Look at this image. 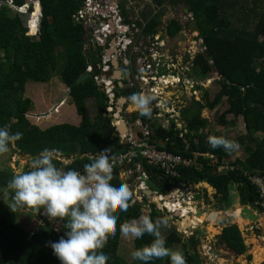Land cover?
Wrapping results in <instances>:
<instances>
[{"label": "trees", "instance_id": "16d2710c", "mask_svg": "<svg viewBox=\"0 0 264 264\" xmlns=\"http://www.w3.org/2000/svg\"><path fill=\"white\" fill-rule=\"evenodd\" d=\"M81 3L82 0L0 2V127L7 126L10 133H22L21 138L14 142L18 148V151L12 149L14 153L37 157L44 148H55L58 150L54 161L57 168L61 166L58 158L69 159L73 156L74 159L64 167V171L75 169L83 172V165L91 162L100 151L110 147L112 152H116L125 148V145L120 142L117 131L105 113L107 97L94 81L89 79L74 84L77 77L84 73L88 65L87 58L95 61L98 55L93 48L83 50L81 42L87 32L83 26L73 22L72 16ZM222 5L218 0H187V7L193 12L200 28V38L205 43V56L198 55L195 61L198 71L194 69V73L199 79L206 78L212 70L221 76L220 89L212 100L204 93L202 100L192 101L190 106L195 104L197 112L192 114L183 129H177L155 109H152L150 118L138 112L132 114L129 121L132 124L138 119L144 125L155 127L152 140L159 149L193 160L191 166L177 167L178 176L175 177L166 176L161 169L141 161L143 172L160 187L162 195L179 184L195 185L204 182L208 184L206 188L209 192L214 189V197L218 199L220 209L225 210L230 204L229 190L232 188L241 205L258 201V192L251 178L255 175L264 178V14L258 17L253 29L248 32L231 27L230 21L222 15ZM11 9H14L13 14ZM176 32L177 29L170 30L168 35L173 36ZM257 61H261L260 67H257ZM54 75L60 76L67 87V95L52 104L47 111H36L28 115L37 122H57L63 113L65 116L64 111L71 104L76 113L72 115L71 110L67 112V123H54L40 129L30 124L25 117L33 106V102L24 97L25 86L28 82L47 83ZM129 76L126 74L124 84ZM126 87L116 95L129 97L133 92L146 90L143 87ZM224 97L228 107L219 116L220 123L227 124L224 118L227 114L241 116L245 128V136H224L239 146L246 145L245 161L235 160L228 163L229 167H226L225 160L233 151L227 152L222 147L212 148L208 143V137L212 134L193 133L197 128L204 129L207 125V121L200 117V111L205 108L213 110ZM87 99L94 100L97 108L92 120L87 115ZM124 108L126 110V106ZM187 110L185 108L181 111V117ZM75 116L80 119L78 126L70 124V121H75ZM129 133L136 141L142 137L139 130H130ZM259 133L263 135L261 139L257 135ZM195 135L196 138H193ZM213 135L223 136L219 132ZM161 143L165 145L161 146ZM6 169H0V189H5L10 179V170ZM112 182L125 183L119 178V168L113 170ZM131 202L130 197L126 210H115L118 214L116 233L109 234L102 245V250L109 257L106 264H145L136 259L126 262L118 254L120 225L137 219L142 213L141 205ZM258 212H264V209L258 206ZM147 216L154 222L162 218L153 204ZM242 219L239 224L243 226L245 222ZM16 221L8 204L0 201V264H60L50 244L62 237L44 227H38L29 239V232L16 224ZM164 237L168 248L182 242L175 230L169 231ZM219 238L221 244L236 255L247 250L236 225L226 226ZM152 240L153 237L145 233L141 238H134L133 248L135 250L146 246ZM187 242L188 246H193L194 253L185 259L186 264H191V257L195 259V264H201L195 249L197 239L190 237ZM256 258L253 264H256ZM147 264L167 263L162 257L154 258Z\"/></svg>", "mask_w": 264, "mask_h": 264}, {"label": "rangeland", "instance_id": "374dc122", "mask_svg": "<svg viewBox=\"0 0 264 264\" xmlns=\"http://www.w3.org/2000/svg\"><path fill=\"white\" fill-rule=\"evenodd\" d=\"M128 1V0H127ZM132 4L138 3L136 6H142V2L140 0H129ZM220 3H222V15L227 18L230 21V25L232 28L236 29H242L246 31H251L258 19V17L262 14H264V0H218ZM188 9L187 5H184ZM7 7L10 10L9 5ZM137 10V8H135ZM12 13L14 12V9H11ZM166 12H168L166 10ZM177 12L180 13V8H177ZM186 14V13H185ZM190 15V14H188ZM189 19V18H188ZM188 24V21H187ZM187 24H183V27L181 28L184 32L188 30L189 33H182L180 36L177 37L176 41L178 42L177 46H183L186 47V45L191 46L189 43L191 35H197V32H190L189 28L187 27ZM125 32V31H124ZM132 32V28H131ZM134 34V32H133ZM131 34H126L128 38H130ZM91 38V37H87ZM124 38V37H123ZM198 55H204L205 56V50L200 46V43L202 39L200 38V35L198 36ZM121 46L124 45L123 40L119 37ZM129 40V39H128ZM129 42V41H128ZM139 44V43H138ZM86 45V44H85ZM84 45V46H85ZM88 46V42L87 45ZM137 47V40L134 41V43H128V46L122 50V52H118L117 54H121L123 58L127 57L125 56V50L130 48L134 52V48ZM86 49L83 47V50ZM85 51V50H84ZM98 57L97 60L101 61L102 58H109L110 54H107V52L102 48H98ZM131 52V51H130ZM131 52V53H133ZM136 52V51H135ZM192 52V51H191ZM132 60H134V56L130 57ZM88 63L91 65H95V61H91L89 58ZM96 59V58H95ZM112 61H116V58L114 56V59ZM147 62V63H146ZM158 63V61H156ZM130 64V62H127ZM144 65H151L153 61L151 59H146L144 62ZM100 64V62H99ZM257 67H260L262 65L261 61L256 62ZM130 66V65H129ZM264 66V65H263ZM133 69L136 68L135 66H132ZM194 66L193 68H195ZM111 73L117 70L115 67H111ZM188 70L184 69L183 71L186 72V74H178L176 75L173 81L172 77H167L165 80L167 81L165 84L163 81L160 82L159 85L162 86L160 91H158L157 84H155V90L154 93H146L148 95L153 96V100L151 103V108L155 109L156 111L160 112L162 115L166 117V119L174 124L177 129H183L185 127V124L187 121L192 117L193 113H196L197 107L195 104H191L192 101H200L203 99L204 93L208 94V98L212 100L214 95L219 91L220 89V80L221 76H219L214 70L210 72L206 78L199 79L197 75H195L194 72H191L190 66L187 68ZM139 71V69H138ZM129 75L131 74L130 71ZM109 72L102 75V79H110L108 77V74H111ZM168 75H172L171 71L166 72ZM136 72L134 70L132 71V75L130 77L135 78ZM135 75V76H134ZM166 77V76H165ZM179 79V80H178ZM115 77L112 79V83L115 85ZM157 83L159 81H156ZM155 82V83H156ZM170 82V83H169ZM175 82V83H174ZM43 84H47V86H42ZM125 84L123 83V86ZM109 88H112L111 91H113L114 99L109 100L107 98V107L105 109V113L107 117L109 118L111 122V118L113 117L115 111L119 110V103L117 100H120V98H123V102L126 100L127 104L132 105L130 101H128V97L125 99L122 96H117V92L120 90H117L116 87L114 88L113 85L109 86ZM197 88V89H196ZM102 89V87H101ZM195 90H197L195 92ZM67 93V87L62 83L59 75H54L53 78L47 82V83H35V82H28L25 86L24 91V97L30 99L33 102V106L29 110V112L25 115L26 119L29 121L30 124L35 125L39 127L40 129L47 128L50 124L54 123H67L69 122L64 118L62 115L57 122H37L34 118L29 116L28 114L35 113L36 111L44 112L47 111L52 104L57 103L65 94ZM104 95L105 93L102 92ZM91 102H87V115L90 116V119L92 120L94 116L97 113V108L94 100H90ZM115 101V103H114ZM156 104V105H155ZM67 106L68 103H67ZM190 106V107H189ZM228 107L227 100L224 97L219 104L214 108L213 111H210L209 109L205 108L200 111V117L204 118L207 121L206 127L203 128H197L193 133H203L205 135H210L215 132L221 133L223 136H227L230 138H237L240 136H245V128H244V121L242 117H234L233 115H225V120L227 121V124H222L219 121V116L223 113V111ZM123 108V105H122ZM187 109L181 115L179 116V113H181L182 110ZM69 109H71V114L75 115L72 108L69 106ZM168 109V110H167ZM175 111V113L173 112ZM109 111L110 114H109ZM119 116L120 118H123L127 121V124L130 127V130L132 131H138V128L132 124H130L129 117L131 118L132 114L138 113V111L134 108V106H128L125 110V108L119 110ZM127 111V112H126ZM164 112V113H163ZM173 113V114H165ZM126 114V117H122L123 114ZM132 113V114H131ZM178 115V116H177ZM155 116V115H154ZM76 117V116H75ZM116 117L118 118V114L116 113ZM184 120V122L181 121ZM169 118H173L174 122H171ZM76 119V118H75ZM71 122V121H70ZM75 122V121H73ZM155 123L156 120H155ZM165 124V123H164ZM155 129V127H153ZM185 133V131H183ZM211 135V136H212ZM258 137L261 139L263 135L261 133L257 134ZM197 135L193 136V138H196ZM190 137V136H188ZM120 139V138H119ZM120 142L123 143V140L120 139ZM124 144V143H123ZM13 145L11 144L9 147V151L7 153H0V169L8 168L10 170L9 178L11 179L14 175L19 174L23 171L30 170L31 162L34 158L29 159L28 155L25 154H19L15 151H18L14 149ZM125 147H127V144H124ZM245 144L239 146V148L231 153L228 159L225 160L227 166L229 167L228 163H232L235 160L239 161H245ZM14 149V150H12ZM61 161V166L59 169L64 171V167L69 164L74 158L73 156L69 159L64 158H58ZM216 170V169H215ZM217 172V170H216ZM141 174L139 171H133L132 174H127L122 169L119 172V178L121 181H124L128 187L131 186L133 188V191L136 193V197L133 198V192L131 191V197L134 199L133 202H135V198H139V200H136L137 203H139L141 215L136 219L139 220L141 216L147 215L151 211V205L153 204L155 206V209H159V213L162 215V218L167 217L168 223L167 226H161L160 231L163 236L167 235V233L171 230H175L179 237L182 239V242L179 244H175L170 249L173 251H180L183 253L185 259L188 258V255H191L194 253L193 246H188L187 239L190 237H194L197 239L198 243L195 245V249L197 250V255L199 257V260L203 264H253L255 256H257L256 264H264V216L262 214H259V219L256 222H250L249 220H243L245 222V225H240V219L242 218V209L241 204L238 199L237 193L235 190L230 189L229 190V197L230 198V204H226L225 207L228 205L229 207L233 206L234 210L230 212H226L225 210L220 209V204L217 198L214 197V189L212 188L211 191L206 188L208 184L204 182H200L195 185H185V186H179V192L176 193L175 196L172 195L171 200H175V203L170 202L169 200H162L158 195L157 197L159 200H153L152 195L151 197H147L146 195H143V193L139 190V186L137 185L138 182H142L140 179ZM9 179V180H10ZM140 180V181H139ZM141 184V183H139ZM138 188V190H137ZM175 190L174 188H170L169 191ZM10 191V190H9ZM169 193V192H168ZM171 194V193H170ZM6 204H8V201H4ZM163 204V206H161ZM189 206H192L194 209L198 211H201L202 213L198 214V216H202L201 220L197 223V225H190L185 228H181V222L180 218L177 216H174L175 211H180L182 207L188 208ZM166 207V208H164ZM37 212L33 209H18L14 213V217L17 219L16 224L22 226L27 232H29V237L37 231L38 227V219H37ZM167 212H170L167 213ZM216 212H221V214H216ZM187 213V212H186ZM186 213L181 212V216L185 215ZM214 213V215L212 214ZM43 214V213H42ZM188 214V213H187ZM212 215L215 218V222L211 226V223L206 219L209 215ZM235 217V218H234ZM36 221V222H35ZM54 227H51L49 224H45L44 228H46L50 232H54L58 237L64 236V226L65 223L60 220H55L51 222ZM239 224V225H238ZM228 225H236L239 232L242 235L244 244L247 246L246 252L240 255H236L235 253L229 251L227 248L224 247L223 244L220 242V233L221 231ZM263 226V227H262ZM183 229V230H182ZM28 237V238H29ZM133 239H129L128 237H125L124 235H120L119 240V249L118 254L123 256L125 258L126 262H130L133 258L131 256L132 251H134L133 248ZM258 253V254H257ZM164 261L167 264H170V260L168 257H163ZM191 264H195V259L191 257L190 259Z\"/></svg>", "mask_w": 264, "mask_h": 264}, {"label": "clouds", "instance_id": "9594fccd", "mask_svg": "<svg viewBox=\"0 0 264 264\" xmlns=\"http://www.w3.org/2000/svg\"><path fill=\"white\" fill-rule=\"evenodd\" d=\"M153 99L143 92H133L128 97L139 114L149 118ZM21 136L19 131L10 133L7 126L0 127V153H7L10 145ZM208 143L212 148L222 147L227 152L239 148L237 142L224 136H209ZM57 152L55 148H44L32 160L30 170L14 175L6 188L0 189V201H8L12 213L18 209L42 210L50 220L65 223L64 237L50 244L60 264H106L109 257L102 250L103 241L109 234L115 235L118 219L115 210H126L131 192L125 183L112 182L115 159L107 150L100 151L91 162L85 163L83 172L57 168L54 164ZM250 204L255 208V202ZM167 223V217L154 222L145 215L120 225V232L125 237L138 239L145 233L153 237L150 244L132 251L133 259L147 264L154 258L168 257L170 264H186L182 252L165 246L160 227Z\"/></svg>", "mask_w": 264, "mask_h": 264}, {"label": "flooded vegetation", "instance_id": "af4514ba", "mask_svg": "<svg viewBox=\"0 0 264 264\" xmlns=\"http://www.w3.org/2000/svg\"><path fill=\"white\" fill-rule=\"evenodd\" d=\"M140 2H142V6L135 7L139 2L132 4L129 0H112L111 8L113 9L115 16L117 15V18L114 20V18L102 17V15H110V17H113V13L110 10L106 11L104 9H99V14H97L94 25H92V32L95 39L100 42L99 47L109 50L108 54H110V61L105 67H103L100 60L98 61L95 59V65L97 64V61L100 62L99 68H97V66L94 67L95 72L99 74L101 80H105L101 78L102 75L107 72L111 73L110 68L113 66V63H116L115 68H117V70L113 73H118L119 76H115V85L113 83L112 85L114 88L120 87L117 88V90L120 91L127 88V84L123 86V82L126 74H129L128 71H131L130 75H132L133 70L134 72H139L138 69L145 64L144 62L147 58L152 61H158L159 66L161 67L157 69L156 73L154 70H150L149 73H147L149 75H157L156 81H159L161 76L174 77L178 74L185 75V71L188 70L187 68L189 66L193 69V67L197 65V63L195 64V61L198 57V42L194 41V36L191 35L189 40L191 46H177L178 42L176 41L177 37L182 33H189L188 30L184 32L181 28L183 27V24H187V21L189 22L190 19L195 18L193 12H190L188 9V13L185 14L184 9L186 6L183 7L184 4L179 0H140ZM185 5H187V3ZM135 8H137V10H135ZM177 8H180V13L177 12ZM142 10H144V12H142ZM166 10L168 12H166ZM114 21L116 25L118 22L124 24L125 28L122 30L117 28L118 31H116L112 26ZM103 26L106 28L105 34L100 31ZM175 29H177V32L173 36H169L168 34L170 30L173 31ZM126 34H131L130 38H128ZM119 37L123 41L129 39V42L133 43L137 40V47L134 48L136 52L131 51L129 48L128 51H125L124 55H127L125 58H123L121 54H117L124 50V46H121L120 44ZM85 44L87 45V43ZM86 45L82 46L86 48ZM114 56L116 61H112ZM131 56H134V60L130 58ZM128 61L130 62V66L126 67ZM132 66H135L136 71ZM184 69L186 70L183 71ZM168 71H171L172 75H168V73H166ZM108 77H110L112 82V73L109 74ZM101 87L103 90L105 89L103 85H101ZM143 93L149 94L150 92L146 89ZM124 98L126 99L127 97ZM122 104H124L123 108L127 106L125 105L127 104L126 100L120 105ZM110 112L111 111H109V113ZM143 187H145V184ZM141 191L145 190L142 189ZM152 195L154 201L159 199L155 196L156 194ZM171 195H173V191H171ZM169 201L175 203V200ZM249 207L258 215L262 214L261 212H258L252 204H250Z\"/></svg>", "mask_w": 264, "mask_h": 264}, {"label": "bare ground", "instance_id": "6f19581e", "mask_svg": "<svg viewBox=\"0 0 264 264\" xmlns=\"http://www.w3.org/2000/svg\"><path fill=\"white\" fill-rule=\"evenodd\" d=\"M4 0H0V2H3ZM95 1V5L97 4V0H94ZM84 2L85 0H82V3L80 5V7L78 8V10L75 12V14L72 16L73 18V22L75 24H80L81 26H83V28L86 30L87 32V35H86V38L81 42V45H85V43L88 42V46H86V49H89V48H93L94 50L98 51V48H99V41L97 39H95V36L92 32L93 28H92V25H94V21L97 17V14H99V9L97 10L96 13L94 14H88L87 17H89L92 21H93V24L91 23L90 25H87L85 23L84 20L80 19V18H76L77 16V13L82 9L83 5H84ZM117 18V15L115 16L114 20ZM195 19V18H194ZM196 20V19H195ZM190 21V20H189ZM196 24H197V21H196ZM198 25V24H197ZM113 28L117 30V28H120V30H122L123 28H125V25L124 24H121V23H117V25L115 24V21L113 22L112 24ZM199 27V26H198ZM95 29V28H94ZM200 30V28H199ZM101 33L105 34L106 32V28L103 26V28L100 29ZM194 32V31H193ZM200 35V32L197 33V35H194V41L198 42L199 39H198V36ZM87 37H91V38H88ZM197 37V38H196ZM129 40H125L123 41L124 43V48L126 46H128V42ZM203 41H201L202 43ZM130 43H133V42H130ZM200 43V44H201ZM204 43V42H203ZM122 48V47H121ZM204 50H205V43H204V47H202ZM105 50V49H104ZM108 54L109 50H105ZM127 51V49L125 50ZM132 51V49H131ZM97 57L98 55L96 56V60H97ZM95 60V61H96ZM110 59L107 57V58H102L101 60V64L103 65V67H105V65H107L109 63ZM97 64L96 65H91L90 63H88L85 71L83 74H90L91 77L90 79H92L94 81V83L96 84V86L98 87V89L101 91V92H104L105 93V96L109 99V100H113L114 99V94H113V91H111L112 88H109V86L112 85V82L110 79H105V80H101L100 79V76L99 74H97V72H95V66H97V68H99V62L97 61L96 62ZM129 66V64L126 65V67ZM147 66L149 65H142L140 66V69H139V72H137V74H135V78L134 77H128L126 79V84L127 86L129 87H143L144 89H148L150 93H154V90H155V84H157L156 80H157V75H149L147 73H149L150 70H154V72L156 73L157 72V69L158 68H161L159 66V62L157 63L155 60L153 61V63L150 65L149 68H147ZM129 68V67H128ZM130 71V70H129ZM131 72V71H130ZM81 74V75H83ZM109 75V74H108ZM80 76V75H79ZM78 76V77H79ZM77 77V78H78ZM112 77L114 78L115 77V74L112 73ZM155 78L154 80H149V83H146L142 78ZM89 80V79H88ZM161 80H165V77L161 76L159 78V81ZM156 82V83H155ZM82 83V82H81ZM107 83V86L105 87L104 85ZM80 84V83H79ZM101 85L104 86V90L101 89ZM120 85V83H119ZM113 96V97H112ZM123 98H120V100H118V103L121 104L123 103L122 101ZM115 103V102H114ZM156 105V104H155ZM112 113H115L116 115V111L115 112H112ZM164 113V112H163ZM110 114V113H109ZM165 114H173V113H168L166 112ZM112 119H114V121H112ZM173 118H169V120ZM171 121V120H170ZM174 122V121H173ZM111 125L115 128V130L117 131L118 133V137L123 140V143L124 144H127V147L125 148H121L119 149L118 151L120 150H123L121 154L119 155H116L114 156V159L116 160L117 159V163H115L114 165V168H119V172L120 170L122 169V171H124L125 173H127L128 175L129 174H132L133 171H139L140 174H141V177L140 179L142 180V182H138L137 185L139 186V190L137 188L138 191H141L142 189L145 190V191H141L143 193V195H146L147 197H151L152 194H156L155 196H159L160 198H162V200L166 201V200H171V197L172 195L170 194L171 193V190L169 191V193L165 194V195H162L161 194V189L160 187H158L156 185V183L150 179L144 172H143V169L141 167V161L145 162L147 165L149 166H153V167H157L159 169H161L164 174L166 176H172V177H175V176H178L177 174V167L179 166H184V167H188V166H191L193 164V160L191 159H188V158H184V157H180V156H177L171 152H168L164 149H159L156 145V142L152 140V136H153V133H154V128L149 126V125H144L142 124V122L138 119H136L134 122H133V125L136 126L139 130V132H141L142 134V137L139 141H136L132 138L131 134L129 133L130 132V127L129 125L127 124V121L124 120L123 118H120L119 120H116L114 118V115L113 117L111 118ZM122 125L124 126V132L123 133H120L119 130H118V127H122ZM144 131H147L148 132V136H147V140L145 141L144 140ZM143 143L147 144V145H150L152 147L155 148L156 151H158L159 153H162L166 156V165H162V164H158V165H154V164H149L147 162V160L145 158L142 157L141 155V152L144 150V147L142 146ZM15 146V145H13ZM16 147V146H15ZM17 148V147H16ZM126 149V150H125ZM18 150V148L16 149ZM116 151V152H118ZM114 152V153H116ZM113 153V154H114ZM111 154V155H113ZM36 157V156H35ZM33 157V158H35ZM133 158H136L138 160L137 163H132L130 165V167H128V163H130L132 161ZM132 167V168H131ZM150 179L154 185L159 188V191H156L155 189H152L150 188L146 183L145 181ZM140 181V180H139ZM141 183V184H139ZM145 184V187H143V185ZM179 186H185V184H179L178 186L176 187H171V188H174L175 190H173V196L176 195L177 192H179ZM152 198H153V195H152ZM159 200V199H158ZM161 206H163V204H161ZM165 208V207H164ZM181 209V212L184 214L186 213L185 215L181 216V212L180 211H175L174 213V216L180 218V222H181V228H185V230L187 229L188 226L190 225H197V223L201 220V217L202 216H198V212L196 209H194L192 206H189L188 208H185V207H182L180 208ZM156 212L157 214H160L159 213V209L156 208ZM42 210L37 212V217L39 218L38 219V227H44L45 224H49L51 225V227H54V225L51 224V222L55 221V220H50L47 215L45 214H42ZM214 214V213H212ZM216 214H219V212H216ZM209 215V214H208ZM210 223H214L215 222V218L212 216V215H209L207 218H206ZM37 227V228H38ZM263 227V226H262ZM183 230V229H182ZM35 234V233H33ZM32 234V235H33ZM31 235V236H32ZM31 236L29 237V239L31 238ZM203 264V263H201Z\"/></svg>", "mask_w": 264, "mask_h": 264}, {"label": "built area", "instance_id": "2783aa9c", "mask_svg": "<svg viewBox=\"0 0 264 264\" xmlns=\"http://www.w3.org/2000/svg\"><path fill=\"white\" fill-rule=\"evenodd\" d=\"M112 0H97V4L95 5L94 0H85L84 5L82 9L77 13L76 18H80L85 21L87 25L93 24V21L87 17L88 14H94L97 12L98 9H104L106 11L110 10L113 13V9L111 8ZM102 17L107 18H115V13H113V17H110V15H102ZM150 66H147L149 68ZM146 83H149V80H154L155 78H142ZM148 132L144 131V140H147ZM144 147V150L141 152V155L143 158L147 160L149 164H162L166 165V156L162 153H159L155 150L154 147L147 145L143 143L142 145ZM117 159L115 160V163H117ZM251 181L253 185L256 187L258 192V201L255 202V206L258 208V206L262 209H264V178L259 177L255 175L253 178H251Z\"/></svg>", "mask_w": 264, "mask_h": 264}, {"label": "water", "instance_id": "95a60500", "mask_svg": "<svg viewBox=\"0 0 264 264\" xmlns=\"http://www.w3.org/2000/svg\"><path fill=\"white\" fill-rule=\"evenodd\" d=\"M179 1H181L184 5L187 3V0H179ZM184 13H188V9H187V8L184 9ZM187 27L189 28L190 32H193V31H195V32H197V33L200 32L199 27H198V25L196 24V20H195L194 18L190 19V21L188 22ZM200 46H201V47H204V43L202 42V43L200 44ZM113 66L115 67V66H116V63H113ZM115 76L118 77V76H119L118 73H116ZM90 77H91L90 74H83V75H80V76L75 80L74 84L77 85V84H79V83H81V82H84V81L90 79ZM68 90H70V88H69ZM67 93H68V92H67ZM67 93L65 94V96L67 95ZM122 100H123V99H122ZM120 101H121V100H120ZM47 114H48V113H44L43 115H47ZM122 117L125 118V117H126V114L124 113V114L122 115ZM170 120H171V122H173L172 119H170ZM112 121H114V119H112ZM118 130H119L120 133H123V132H124V126L122 125V127H120V128L118 127ZM13 147H14V149H17L15 146H13ZM122 151H123V150H120V151L114 153V154L111 155V156L114 157V156H116V155H119V154L122 153ZM33 157H35V156H28L29 159H32ZM137 162H138V160H137L136 158H133L132 161H131L130 163H128L127 166L130 167V165H131L132 163L135 164V163H137ZM131 168H132V167H131ZM145 183H146L150 188L155 189L156 191H159V188H157V187L154 185V183H153L150 179L146 180ZM240 207H241V209H242V218H243L244 220H249L250 222H256V221H258V219H259V215L251 210V208L249 207V203H247L246 205H241ZM233 210H234V208H233V206H231V207H228V208L226 209V212H230V211H233ZM200 213H201V212H198L197 214H200ZM219 214H221V212H220ZM263 216H264V215H263Z\"/></svg>", "mask_w": 264, "mask_h": 264}, {"label": "crops", "instance_id": "0c3cea01", "mask_svg": "<svg viewBox=\"0 0 264 264\" xmlns=\"http://www.w3.org/2000/svg\"><path fill=\"white\" fill-rule=\"evenodd\" d=\"M197 68H198V67L196 66V68H193V69L191 70V72H194V69H196V70L198 71ZM136 73H137V72H136ZM167 77H172V76H166L165 78H167ZM172 78H173L172 81H170L171 83H173V81L176 80V79H174V78H176L175 76L172 77ZM178 80H179V79H178ZM161 81H163L164 84L167 82L166 80H161ZM161 81H159V82L157 83V87H158V84H160ZM170 82H169V83H170ZM174 83H175V82H174ZM104 86L106 87V86H107V83H106ZM136 87H137V86H136ZM157 87H156V88H157ZM161 87H162V86L159 85V87H158V91H160ZM196 89H197V88H196ZM196 91H197V90H195V92H196ZM112 97H113V96H112ZM90 100H92V99H87V100H86V104H87V102H88V103L91 102ZM128 101H129V100H128ZM122 105L124 106V104H122ZM122 105H119V110L122 109ZM125 105H127L126 108H127L128 106H133V105H130V104H129V105H128V104H125ZM70 107L72 108L73 112H75L74 105L71 104ZM86 107H87V105H86ZM70 110H71V109L67 108L66 111H64V112H66V113H65V116H66V114H67L68 111L70 112ZM86 110H87V109H86ZM119 110L116 111L117 114H118V118L116 117V115H115V113H114V118H115L116 120H119V119H120V116H119V115H120V114H119L120 111H119ZM167 110H168V109H167ZM213 110H214V109H213ZM213 110H210V111H213ZM71 112H72V111H71ZM126 112H127V111H126ZM173 112L175 113L174 110H173ZM75 113H76V112H75ZM63 114H64V113H63ZM63 114H62V115H63ZM131 114H132V113H131ZM76 115H77V114H76ZM63 116H64V115H63ZM65 116H64V118H65ZM177 116H178V115H177ZM179 116H180V113H179ZM89 117H90V116H89ZM237 117H241V116H237ZM79 122H80V119H79L78 117H76L75 122H70V124H73V125H75V126H78V125H79ZM183 143H184V145H187V144L185 143V141H183ZM160 145L163 146V145H165V144L161 143ZM105 150H107V153L110 154V155L113 154V153L115 152V151L112 152V150H110V147H107V149H105ZM167 181H168V179H167ZM128 188H129L130 192H131V191L133 192V194H132V195H133V198L136 197V193L133 191V188H131V186L128 187ZM130 197H131V196H130ZM131 198H132V197H131ZM133 198H132V202H133V200H134ZM137 199L139 200V198H137ZM132 202H131V203H132ZM35 222H36V221H35ZM128 238H129V239H133V237H131V236H128Z\"/></svg>", "mask_w": 264, "mask_h": 264}]
</instances>
